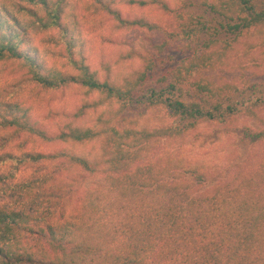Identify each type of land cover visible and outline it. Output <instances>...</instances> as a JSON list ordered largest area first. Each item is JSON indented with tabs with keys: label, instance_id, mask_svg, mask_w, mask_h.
<instances>
[{
	"label": "trees",
	"instance_id": "trees-1",
	"mask_svg": "<svg viewBox=\"0 0 264 264\" xmlns=\"http://www.w3.org/2000/svg\"><path fill=\"white\" fill-rule=\"evenodd\" d=\"M184 4L0 0V264H264V0Z\"/></svg>",
	"mask_w": 264,
	"mask_h": 264
},
{
	"label": "rangeland",
	"instance_id": "rangeland-1",
	"mask_svg": "<svg viewBox=\"0 0 264 264\" xmlns=\"http://www.w3.org/2000/svg\"><path fill=\"white\" fill-rule=\"evenodd\" d=\"M170 1L173 3V5L184 7V1L186 0H183L182 3H180V0ZM189 11H191V9ZM181 58L182 57L180 55H175L174 63L180 61ZM9 82L10 79L5 78L0 83V90L6 88ZM245 145L247 144L240 141L239 136L236 134H213L207 129H204L202 131V136L200 137V139L193 141L191 144L187 145L185 150L192 156H197L199 158L216 163L218 160H220L222 155L227 154L228 150L231 149V146L237 149L238 152L241 153V158H243L244 156H246V152L248 151V146Z\"/></svg>",
	"mask_w": 264,
	"mask_h": 264
}]
</instances>
